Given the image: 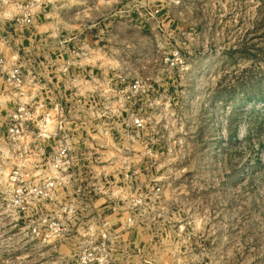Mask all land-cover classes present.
Listing matches in <instances>:
<instances>
[{"label":"rangeland","instance_id":"rangeland-1","mask_svg":"<svg viewBox=\"0 0 264 264\" xmlns=\"http://www.w3.org/2000/svg\"><path fill=\"white\" fill-rule=\"evenodd\" d=\"M4 1L0 264H83L104 233L110 264H264V0H112L94 22L79 0H52L26 26ZM137 79L141 94L124 100ZM56 100L77 137L97 135L105 117L118 127L138 114L147 126L112 149L78 144L90 157L75 179L16 207L9 123L22 105L43 115ZM131 195L143 206L129 207ZM53 219L60 235L33 232Z\"/></svg>","mask_w":264,"mask_h":264},{"label":"built area","instance_id":"built-area-1","mask_svg":"<svg viewBox=\"0 0 264 264\" xmlns=\"http://www.w3.org/2000/svg\"><path fill=\"white\" fill-rule=\"evenodd\" d=\"M131 1L136 2V0ZM51 2L52 0H48L47 4ZM101 2L107 5H102ZM111 2L112 0H79L78 14H85V18H89L92 22L98 21L112 13L113 10H110L112 5L108 6ZM41 3L42 0H6L3 4L16 10L14 20L17 25L26 26L33 22ZM103 6H107L108 9H103ZM153 13L158 14L160 10L156 9L152 12V16ZM97 25L98 23L93 27L96 28ZM178 61L168 59L172 67H177ZM4 65L5 60L0 56V71ZM24 77L20 67H14L9 72V81L16 86L23 83ZM143 86L144 81L137 79L119 93L124 100L132 101L141 94ZM38 110L37 107L22 105L9 123L7 130L8 140L13 144L15 161L13 171L8 177V184L13 193L12 203L16 207H24L34 201L50 200L60 186L75 179L76 165L87 156L90 157V153L85 154L87 147L78 149V144H84V146L90 144L93 148L96 144L101 148L112 149L116 141L128 138L130 133L138 134L147 126L145 119L138 114H132L133 116L127 119L123 117V123L118 127L111 125L108 117H105L106 122L102 129L100 123L98 134L90 137L93 140L90 142V138L77 137L74 130L67 129L68 116L63 100L54 101L43 115H38ZM99 113L100 110L96 112V114ZM101 139L104 145L100 144ZM47 145L50 146V150L46 149ZM124 162V165L128 166L123 168L124 177L129 178L132 173L129 169V158ZM160 192L161 189L158 188L155 194ZM127 202L132 208L143 206L140 197L131 195L127 197ZM62 226L61 221L53 219L35 226L33 232L36 234L44 232L46 236L51 237L58 236L63 231ZM100 240L102 241L100 245L89 246L80 253V260L83 264H110L111 254L109 247H106L110 236L104 233Z\"/></svg>","mask_w":264,"mask_h":264},{"label":"clouds","instance_id":"clouds-1","mask_svg":"<svg viewBox=\"0 0 264 264\" xmlns=\"http://www.w3.org/2000/svg\"><path fill=\"white\" fill-rule=\"evenodd\" d=\"M47 2H48V0H42L41 5L38 6V10H41L42 11L43 8L46 6ZM45 15H46V18H50L52 14L51 13H46ZM12 58L13 59H17L18 57L15 54H13L12 55Z\"/></svg>","mask_w":264,"mask_h":264}]
</instances>
